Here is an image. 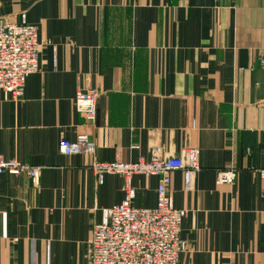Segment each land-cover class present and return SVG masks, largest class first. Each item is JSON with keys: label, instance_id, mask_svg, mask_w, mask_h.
I'll list each match as a JSON object with an SVG mask.
<instances>
[{"label": "crops", "instance_id": "0c3cea01", "mask_svg": "<svg viewBox=\"0 0 264 264\" xmlns=\"http://www.w3.org/2000/svg\"><path fill=\"white\" fill-rule=\"evenodd\" d=\"M37 26L39 70L18 100L0 89V154L39 166L0 174V264H90L94 224L126 179L95 161L198 147L195 188L171 173L185 209L178 264H264V0H0V18ZM56 55V66L54 64ZM99 92L97 116L75 107ZM81 134L96 153L65 155ZM238 171L218 184L219 170ZM157 174H135L134 205L157 203Z\"/></svg>", "mask_w": 264, "mask_h": 264}, {"label": "built area", "instance_id": "2783aa9c", "mask_svg": "<svg viewBox=\"0 0 264 264\" xmlns=\"http://www.w3.org/2000/svg\"><path fill=\"white\" fill-rule=\"evenodd\" d=\"M41 44L37 26L27 20L25 13L19 20L0 18V89L12 94L15 100L24 94L27 77L39 70ZM56 55L54 64L56 66ZM264 67V60H261ZM99 92L95 89H79L75 95V107L87 119L97 116ZM60 151L65 155L95 154L97 144L88 135L76 140L62 139ZM200 150L188 147L180 155H166L162 147H153L150 159L137 161H95L93 168L99 182L107 173L121 174L126 179L124 199L121 203L104 208L102 220L94 224L89 247L90 264H178L188 247L181 238V225L185 209L174 207L171 199V173H183L186 190L195 188V176L200 170ZM16 158L0 154V174H25L35 178L40 172ZM135 174H157V203L153 208L134 205L136 188L132 184ZM238 175L234 168L219 170L218 184H231Z\"/></svg>", "mask_w": 264, "mask_h": 264}]
</instances>
